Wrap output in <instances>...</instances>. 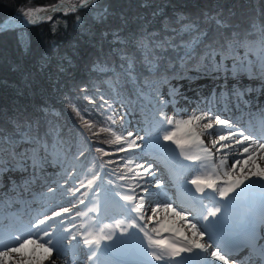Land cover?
Wrapping results in <instances>:
<instances>
[{"label":"snow or ice","instance_id":"1","mask_svg":"<svg viewBox=\"0 0 264 264\" xmlns=\"http://www.w3.org/2000/svg\"><path fill=\"white\" fill-rule=\"evenodd\" d=\"M141 6H148L147 0ZM80 9L100 10L99 16L93 18L95 24L101 26L99 38L95 41L100 47L91 61L90 70L110 74V88L117 95L122 85L130 84L138 95H149L157 105H167L177 97L183 98L172 81H194L207 76L220 81L219 90L213 93L218 105L235 109L242 117L247 113L249 120L258 114L260 120L264 121V103H254L257 94L264 96V11L237 20L236 12L232 9L227 14L217 9L215 12L202 10L199 14L177 10L171 15L156 9L151 14L152 19L138 16L135 22L139 26L135 30H128L129 19L124 15L120 16L119 27L109 25L112 12L104 8L100 0H77V3L60 0L50 9L29 8L23 11V17L28 23L35 24L40 20L52 19L40 13L49 10L67 13ZM80 21L81 18L77 16V22ZM156 22H159V28L153 27ZM105 44L111 46L107 52L104 51ZM44 64H47L46 59ZM244 81L249 83L245 84ZM30 83L29 74L24 87L27 88ZM165 86L167 91L162 92ZM84 91L83 99L95 104V99L88 94L89 90ZM65 99L91 138H99L103 133L111 137L98 140V143L118 146L117 152H131L140 147L137 139L143 137L130 131L124 134L117 130L116 109L103 96H100L102 104L97 107L106 105L112 113L103 122L87 118L88 112L82 110L77 102L67 97ZM29 107L24 103L18 104L11 110V115L0 108V119L4 120L0 124V207L14 208L20 201L27 203L29 198L35 201L39 195L46 194L41 191L44 187L47 193L54 194L57 189L45 183L47 168L60 164L69 156L76 160L85 157L82 149L71 151L73 145L70 137L66 135L54 109L44 106L29 110ZM157 118L163 129L162 137L158 136L157 140L175 144L179 155L192 161L195 166L193 171L199 173L184 183L194 186L186 191L202 209L194 217L197 222H205L201 227L197 222L188 220L185 212L177 210L170 202L151 206L152 198L160 193L154 190L150 192V181L153 189L160 188L162 183L152 179L155 176L152 164L145 166L129 157V163L117 175V180L124 181V184L112 187V180L103 181L98 170L115 161L103 160L110 153L101 146L95 148L99 155L93 161L98 167L89 168L90 175H85L78 187L69 188L67 195L76 197L78 204H85V199L77 197V193L81 188L86 189L82 197H88L91 193L96 198L91 201L94 207L88 209L93 213L100 211L99 198L102 197L107 203L113 196L118 197L125 202L121 205V215L127 214V223L117 219L115 223L105 224L96 231H89V226L85 225L82 236L63 227L62 219L58 229L48 223L78 207L77 203L70 201L72 207H60L58 211L53 210L51 215L46 214L30 223L27 235L23 232L13 233L8 244L0 240V264H45L46 261L56 264L53 252L57 258L62 257L61 247L68 237L87 246V259L97 264L101 242L113 240L117 231L121 236L128 235V230L132 228L143 233V254L151 257L143 264H152V260L160 264H211L210 258L223 264H264V194L259 215L252 210L223 223L215 219L222 213V208L217 206V196L221 201L228 202L231 194L239 195L257 184L264 190V135L257 137L246 128L238 127L240 121L222 119L211 109L177 120L169 118L160 108ZM164 125L174 127L165 128ZM205 136L209 137L207 143ZM158 148L160 151L167 150L163 144H159ZM130 163H134V167H130ZM68 171L71 174V169ZM113 174H116L115 169ZM125 187L127 190L124 192L117 190ZM238 189L240 192H237ZM205 199L209 200L210 207L204 205ZM146 201L150 214L145 211ZM229 206L228 203L224 204L225 209ZM87 215L88 212L75 213V216ZM138 221H145V224ZM178 221L182 222L181 226H177ZM148 223L153 225L150 229ZM73 227L76 225L73 224ZM210 228L225 236L223 253L219 244L209 252L211 245L201 242ZM186 229L190 230V234ZM164 233H170L171 238ZM78 236H81L80 240ZM145 239L146 245L143 243ZM229 249H239L242 255L230 259Z\"/></svg>","mask_w":264,"mask_h":264},{"label":"trees","instance_id":"2","mask_svg":"<svg viewBox=\"0 0 264 264\" xmlns=\"http://www.w3.org/2000/svg\"><path fill=\"white\" fill-rule=\"evenodd\" d=\"M56 1L0 0V21L24 6L49 5ZM144 2L145 0H100L101 5L112 12L109 25L119 27L120 16L124 15L129 19L128 30H135L139 26L135 22L136 17L152 19L151 14L156 9L167 15L177 10L199 14L202 10L215 12L217 9L227 14L232 9L236 12L237 20L264 11V0H147L148 6L142 7ZM99 14V9L60 12L52 16L51 20L0 31V108L9 115L13 107L21 103L29 105V110L44 106L54 109L66 135L70 137L73 145L71 151L78 152L82 149L87 157L76 160L69 156V162H82L85 165L90 160L94 161L99 155L95 148L102 146L110 153L103 160L115 161L103 169L104 181H119L117 175L129 163V157L135 161L134 154L117 152L118 146L98 143V140L111 139L108 133H103L99 138H91L65 98L77 102L82 110H91V117L87 118L97 122L105 121L107 115L112 114L106 105L97 107L102 104L100 96L112 106L113 101L117 100L127 104L128 108H145L157 112L159 108L153 102L155 99L149 95H138L130 84L122 85V90L117 95L110 88V74L93 73L90 70L91 61L100 47L95 41L99 38L101 26L95 24L93 19ZM77 16L81 18L79 23ZM159 26V22L153 24L154 28ZM110 47L105 44L104 51L107 52ZM45 59L47 64H44ZM42 64L44 67H41ZM29 74L31 83L25 88L24 82L29 79ZM85 89L89 90L88 94L95 99V104L83 99ZM3 123L4 120L0 119V124ZM129 166L134 167V163ZM113 169L116 174H113Z\"/></svg>","mask_w":264,"mask_h":264},{"label":"rangeland","instance_id":"3","mask_svg":"<svg viewBox=\"0 0 264 264\" xmlns=\"http://www.w3.org/2000/svg\"><path fill=\"white\" fill-rule=\"evenodd\" d=\"M67 1L77 2V0H67ZM4 30H6V29H4ZM4 30H2V31H4ZM175 81L176 80H174L172 82L173 85H174ZM211 87L219 88L220 85L214 84V85H211ZM165 89L166 90H164L162 92H166L167 91V87L166 86H165ZM207 89L208 88H205L203 91L200 92V94L202 95L203 100H205V101L207 99L206 96L209 98V95L214 92V91L211 92V93L207 92ZM195 94L194 95L192 93H188L187 94V97L189 99H191L190 103H192L193 100H196V98H195L196 96H197V100L199 102L201 101V97L197 93H195ZM165 98H169V97L166 96ZM210 98L214 99L215 97H210ZM112 104H113L114 108L117 110V112H116V119H117L116 128H117V130L119 132H121V133H124V134H126L127 132L130 131V132L134 133L138 137H143V139H137V144H139L140 147L135 149V150H133V152H130V153H133L134 155L136 154L135 162L144 164L145 166H147L149 164H152L153 165L152 171L155 173V175L158 174V172L160 170V166L157 165L158 162L159 161H163L165 159V157H167V156H169V158L171 160L172 159V155H173L174 158H175V162L176 163H179V164L183 163V164L189 165V169H188V171L186 172L185 175L173 177L171 183H165V184H169V185H174L175 181H177V180L190 179L194 175H198L199 174V173H196V172L193 171L195 166L192 164V161L185 160L183 158V156L179 155V149L176 148L175 144H172L169 141L157 140L158 136L162 137V135H163V129L160 127L159 120H158V118L156 116L157 112L156 113L151 112L150 114L149 113H143L142 115H137L136 111H133L132 109L128 108L127 104H122L120 101H117V100L113 101ZM155 105H157L156 100H155ZM159 106H161V108L164 109L166 115L169 118H175L177 120H179L181 118H185L186 119L187 116H189V115H191L193 113H199L202 110L206 109L204 106H203V108L198 107L196 105V101H194V104H193L192 107H188V101L186 100V96H183V98L177 97V99L173 100L171 104L159 105ZM87 112L89 114V117H91L90 116L91 110H89ZM121 116L123 117L122 120L120 119ZM164 127L165 128H173L174 126L164 125ZM204 140L207 143L208 140H209V137L205 136ZM159 144H163L167 150L166 151H160V149L158 148ZM125 147H126V145H125ZM118 154H120V153H118ZM155 154H157L158 157L161 160H157V158L154 157ZM67 162H68V158L65 161H61L60 164H58L56 166H53L52 168H47V171L52 176L54 175L55 178L60 177L62 180H64L65 184H66V182H72L71 183L72 186L70 188L78 187L79 183H80V180L83 179L85 175H90V173L88 172L89 168H97L98 167L97 163H94L93 160H90L84 167H81V165H79V166H74L73 165V167L70 168L71 169V174H70L69 171H68L69 169L67 168V164H68ZM72 163L73 162H70V165H72ZM229 163H231V159H230ZM98 171H99V175L102 178L103 169H99ZM61 179H60V181H61ZM152 179H154L157 183H160V181H158V179H156L155 176L152 177ZM117 182H120V184H124L125 183L124 181H120V180L117 181ZM51 183H52V181H51ZM61 183L64 184L62 181H61ZM98 183H100V182L98 181ZM116 184H119V183H114L112 185V187H115ZM47 185L50 186V184H47ZM58 186H60V185H58ZM149 186H150V192L154 190L155 192L160 193L159 196H154L152 198V200H151V206L152 207H155V203L153 202V199H158V201H167V202L169 201V202H171L173 204V200H170L171 198H164L163 197V195L166 194L169 191L168 188H166V187L161 188L160 187V188L153 189L152 186H151V181H150V185ZM60 190H61V187H60ZM117 190L120 191V192H124L127 189L125 187L123 189H117ZM84 191H86V189L81 188L80 192L77 193V197L84 198L85 199V204H78V201L76 200V197H74V199L70 198V200L61 203L63 201L64 197L68 196L67 192H64L62 194H58L57 197L51 198L50 200H44L42 202V206L46 207L47 210L45 212H40L41 216L46 215V214L47 215H51L53 210H57L58 211L60 209V207H72V204L70 203V201H72V202H75V203L78 204V207H77L78 210L77 211L88 212V215L87 216H82V217L81 216H75V213L77 211L76 212L72 211L66 217H62V220L65 221V220L68 219V217H71V218L75 217L73 219V221H72L74 224H76L75 230L77 232H79V233H82V234H85V227H84L85 225L89 226L88 227L89 231H96L98 228L103 226L102 218L100 217L99 212L98 213H93V212L87 211V209L90 206L91 207L94 206L91 203V201L93 199H96V198L92 197L91 193H89L88 197H82L81 194ZM100 191L102 192L103 189H101ZM137 191L139 192V190H137ZM163 199H165V200H163ZM99 201L101 202V203H99L100 205L104 204V200H103L102 197L99 198ZM110 201H111L112 204H120L121 211L115 213L114 217H112V219H115L118 215H120L123 212V208L121 207V205H123L125 202H123L122 200H119V198L115 197V196H113L110 200H108V202H110ZM158 203H161V202H158ZM162 203H166V202H162ZM33 206L34 205H33V200H32V204H31L30 208L31 207L33 208ZM172 206L177 208V210H181V208L179 206H177V205H175V206L172 205ZM108 207L109 206H105L103 211H102L103 212L102 215H103V217H105V219H109L108 217L110 215H109V213H107V211L109 212L112 209V208L109 209ZM6 209H8V208H6ZM6 209H4V210H6ZM145 211L149 212V214H150L149 203L147 201L145 203ZM181 211H184V210H181ZM184 212L187 215L188 220H190L192 222H197L195 219H193L191 217V212H188L186 210ZM126 215L127 214H125L124 216L126 217ZM131 215L135 216V213H132ZM138 223L145 224V221H138ZM181 224H182V222H179V221L177 222V226H181ZM68 226H71L70 222H68L66 224V227H68ZM152 226L153 225L151 223L147 224V227L149 229ZM198 227H200V226L198 225ZM201 230H203V229L201 228ZM186 231L190 234V230L189 229H186ZM5 233H10L11 234V232H9V231H5L2 234H5ZM169 234L170 233H164V235H169ZM201 242L202 243H206L205 237H204V240L201 241ZM110 246L106 245V241H102L100 246H99V250H100V252L102 254L104 252L103 255H105V256H106V254L110 255V253H108V252H111V250H112V249H109L110 251H108V248ZM214 249L215 248L213 247L212 250H214ZM87 250H88V248H87ZM212 250H210V251H212ZM82 257L84 258V256H82ZM104 261H105V264H110V259H107V256L105 257ZM47 264H48V262H47ZM84 264H91V262H85Z\"/></svg>","mask_w":264,"mask_h":264},{"label":"bare ground","instance_id":"4","mask_svg":"<svg viewBox=\"0 0 264 264\" xmlns=\"http://www.w3.org/2000/svg\"><path fill=\"white\" fill-rule=\"evenodd\" d=\"M49 5H51V4H49ZM49 5H44V6H49ZM44 6H41L40 8H43ZM43 14H45V13H40V15H43ZM22 18H24V17L22 16ZM24 19L26 20V18H24ZM216 82H219V80H215L214 81L213 79H211V78H209L207 76H203V77H201L199 79H196L194 81L176 80L174 82V85L178 86V89L182 93V96H186V100L188 101V107H192L193 106V102L190 103L191 99H189L187 97V94L188 93H192L193 95L195 93L199 94L198 89L200 87H202V89L204 90L205 84H208L205 87V88H208L207 92H211L212 91L211 90V85H212V83H216ZM263 97L264 96H260L259 94H257L256 100L254 101V103L258 104L259 101H261V99ZM202 103H206L208 105H211L210 103H207L205 101H202ZM210 108L214 109L215 108V104H212ZM216 108L220 109V107H218V106H216ZM223 109H224V111L222 110V112H220L218 110L216 113H214V112L213 113L214 114H219L221 116V118L223 119V116H224L223 114L225 112V113L228 114L227 118H230V119H232L234 121H240L239 125H243L242 116H241V118L233 117L232 116V109L225 108V107H223ZM154 157L157 158V160H161L158 157L157 154H155ZM157 165L160 166V170H159L158 174L155 175V178L158 179V181H160V183L161 182L162 183L163 182L166 183L167 181L172 180V178L176 177V176H183V175L186 174V172L189 169V165H187V164L176 163L175 162V158H174L173 155H172V159L171 160H170L169 156H167V157H165V159L163 161H159ZM52 167H49V168H52ZM60 179H61L60 177L55 178L54 175L52 176L47 171V178H46L45 183H46V185L50 184V186L52 188H56L57 191L54 194L53 193H47L46 187L42 188V190H41L42 193H46V194L39 195L36 198V200L34 201L35 207H34V209H32V211L34 213L32 215L33 216L32 219H33L34 222L38 221V219H40V218H42L44 216V215L41 216L40 212H45L47 210L46 207L42 206V202L44 200H50L51 198L57 197L58 194H62L64 192H67V190L72 186L71 185L72 182H66V184H65L64 180L61 179V181L64 183V184H62ZM51 181H52V183H51ZM178 181L179 180H177V182ZM58 185H60V186H58ZM60 187H61V190H60ZM180 191L181 190H179V192ZM70 198L74 199V197H72V196H65L64 200L61 203L70 200ZM183 201L185 203L189 204V202L185 201V198H183ZM153 202L155 203V205L158 204V202H156L154 200H153ZM99 203H101V202L99 201ZM105 206H109L108 207L109 209L112 208V206H113V208L109 212L107 211V213L110 214V212H113V213L116 212L117 204H112L111 201H110L107 205H105V204H101L100 205L99 214H100V217L102 218V224L103 225L115 223L117 219H122V220H124L125 224L127 223L126 217L124 215L122 216L121 214L118 215L115 219H112V217H114V216L110 214V216L108 217L109 219H105V217H103V215H102V213H103L102 211H103ZM92 207H94V206H92ZM92 207L90 206L88 209H90ZM88 209H87V211H88ZM77 210H78V208H74L73 209V211H77ZM67 215L68 214L64 215L63 217H66ZM132 216H134V215H132ZM60 218H54L53 220L49 221L48 223L52 224L56 228L58 226L57 225V221ZM72 220H73V218H71V217H69L67 219V221H72ZM20 221H21L20 219H16L15 223L18 224V223H20ZM10 224H11L10 221H0V227L1 226L9 227ZM68 229L71 230V228H68ZM25 234L27 235V233H25ZM64 235H67V234L65 233ZM165 236L168 237V238H171V234L165 235ZM142 238H143V233H139L138 229H136V228L129 229L128 230V235H124V236H121L120 232L117 231L116 236L113 238V240L106 241V245H109V246L111 245L110 246L111 248L109 247L108 251H110L109 249H112L111 252H108V253H112V254H110L108 256V258H111V256H112L111 263L112 264H126L127 262H130V264H143L144 261H146L148 259L150 260L151 257H146L143 254V249L141 247V239ZM45 239H47V237H45ZM68 239L71 240L70 237H68ZM68 239H66V240H68ZM80 239H81V236H78V240H80ZM0 240H2V242L4 244H8L10 242V237H2ZM143 243H144V245L147 244L146 239L143 241ZM210 250H211V247H210ZM61 251H62L63 255L60 258H57V255H56L55 251L53 252V259L56 261V264H63L64 262L70 263V264H81V263H83L82 259H79V258L75 257V255L77 253H84L85 252V246L82 244V242L80 244H78V241H72L71 240L69 243L64 244V246L61 247ZM103 256L104 255L99 250L97 252V257L96 258H100V257H103ZM177 259H181V258H177ZM152 261H154V260H152ZM47 262L48 261H46L45 264H47ZM155 262L157 264H160V262H158V261H155ZM48 264H50V262H48Z\"/></svg>","mask_w":264,"mask_h":264},{"label":"water","instance_id":"5","mask_svg":"<svg viewBox=\"0 0 264 264\" xmlns=\"http://www.w3.org/2000/svg\"><path fill=\"white\" fill-rule=\"evenodd\" d=\"M68 3H77V2H71V1H67ZM60 3V1H56L55 3H52L51 5L49 6H44V5H35V6H26L24 8L21 9V11L19 12H15L13 14H10L9 16L5 17L3 20L0 21V31L4 30V29H8L10 27H13V26H26V25H31L32 23H28L24 18H22L23 16V11H27L29 8H32V9H35V8H38V7H41V6H44L43 8H48L50 9L51 6L53 5H56ZM59 12H64V11H47L45 14L43 15H47V16H52L56 13H59ZM42 21V20H40ZM38 21V22H40ZM37 22V23H38ZM184 187L189 189V188H194V186L190 185V184H185L184 183Z\"/></svg>","mask_w":264,"mask_h":264}]
</instances>
